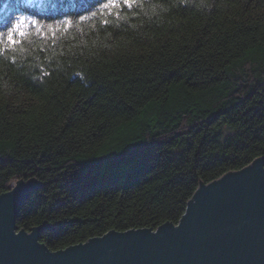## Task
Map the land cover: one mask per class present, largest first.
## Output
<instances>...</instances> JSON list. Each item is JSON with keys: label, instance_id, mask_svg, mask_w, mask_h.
Listing matches in <instances>:
<instances>
[{"label": "trees", "instance_id": "16d2710c", "mask_svg": "<svg viewBox=\"0 0 264 264\" xmlns=\"http://www.w3.org/2000/svg\"><path fill=\"white\" fill-rule=\"evenodd\" d=\"M103 2L0 0V31L18 16L58 28L0 54V194L38 182L15 226L47 225L51 251L177 224L199 184L264 158V0L93 17Z\"/></svg>", "mask_w": 264, "mask_h": 264}, {"label": "water", "instance_id": "95a60500", "mask_svg": "<svg viewBox=\"0 0 264 264\" xmlns=\"http://www.w3.org/2000/svg\"><path fill=\"white\" fill-rule=\"evenodd\" d=\"M39 187L18 181L0 194V264H264V158L199 184L177 224L109 230L55 251L41 224L17 230L23 201Z\"/></svg>", "mask_w": 264, "mask_h": 264}, {"label": "snow or ice", "instance_id": "6c2138e0", "mask_svg": "<svg viewBox=\"0 0 264 264\" xmlns=\"http://www.w3.org/2000/svg\"><path fill=\"white\" fill-rule=\"evenodd\" d=\"M133 2L134 0H105L95 12L91 13V15L94 17L97 14H111L113 9L122 6L132 7ZM79 19L83 21L86 17L80 16ZM73 23L74 21L72 20H65L61 22V26L67 28ZM4 27L5 30L0 31V54H4L8 51L15 52L18 48L23 51L24 49L20 46L23 45L25 41L31 43L33 36L46 40L49 35L55 38L58 32V28L52 24H43L38 20L30 19L25 16L16 17L14 20L6 23ZM13 59H15L14 56Z\"/></svg>", "mask_w": 264, "mask_h": 264}]
</instances>
